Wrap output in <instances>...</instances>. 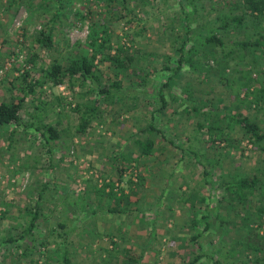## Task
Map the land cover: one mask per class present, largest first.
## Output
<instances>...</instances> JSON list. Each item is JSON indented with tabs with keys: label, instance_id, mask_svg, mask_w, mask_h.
Returning <instances> with one entry per match:
<instances>
[{
	"label": "rangeland",
	"instance_id": "374dc122",
	"mask_svg": "<svg viewBox=\"0 0 264 264\" xmlns=\"http://www.w3.org/2000/svg\"><path fill=\"white\" fill-rule=\"evenodd\" d=\"M117 1L67 0L57 16L52 0H0V102L25 96L22 125L0 128V264H192L198 245L229 264H264V254L259 262L238 245L249 231L242 219L249 206L231 202L222 186L239 177L264 179V152L229 119L242 114L264 129V107L257 109L240 87L248 72L264 82V53L233 47L223 59V49L214 47L206 59L190 50L191 27L198 24L215 28L228 45L237 38L220 19L222 12L236 11H211L207 0L193 2L199 10L193 22L186 19L193 0ZM77 11L87 19L81 21ZM94 17L106 18L115 49L129 48L135 56L121 75L110 62H96L101 85L121 81L124 95L99 97L93 83L66 79L55 87L46 79L55 62L68 64L85 44ZM51 26L54 42L47 46L39 39ZM249 29L251 34L252 24ZM182 47L193 61L184 58L178 70ZM217 59L228 61L226 81L215 70ZM140 72L148 82L143 93ZM25 77L40 83L35 93L23 94ZM186 97L225 115L220 124L233 143H212L208 118L191 113ZM96 100L95 119L79 131L76 106ZM32 123L53 126L60 138L46 145L37 131L25 128ZM150 123L164 136L148 132ZM147 139L155 141V151L143 156L136 142ZM190 146L213 160L209 181L217 190L206 182ZM9 238L17 241L5 243ZM196 264L216 263L204 258Z\"/></svg>",
	"mask_w": 264,
	"mask_h": 264
},
{
	"label": "trees",
	"instance_id": "16d2710c",
	"mask_svg": "<svg viewBox=\"0 0 264 264\" xmlns=\"http://www.w3.org/2000/svg\"><path fill=\"white\" fill-rule=\"evenodd\" d=\"M54 5L57 7L55 14L57 16L60 15L61 8L67 0H52ZM90 0H88L89 2ZM114 1L113 4L119 3L117 0ZM196 0H193L189 3L191 7L190 10L186 14V19L190 22H193L195 17H197L199 10L196 3H193ZM225 1V0H223ZM70 2V0H68ZM211 11L222 12L225 11L226 8H229L228 11H236V14H231V12H222L220 19L223 20L224 30H228L236 34L237 38L232 45L226 44L224 38L219 37L215 33V28L203 27L202 24H198L194 27H191V37L194 39V46L190 50L195 53L204 52V57L206 59L212 58L209 55L215 54V48L218 47L223 49V56L226 59L233 52V47H238L239 50H249L251 48H256L264 53V27H261L264 23V0H237V4L235 7H228L227 5L221 4L218 0H207L206 1ZM205 7H201L200 10H204ZM77 17L81 21H85L87 18L84 17L83 12L77 11ZM59 17H57L58 19ZM252 24L253 29H251L250 34V25ZM250 24V25H249ZM90 29L87 36V40L84 45L78 46L76 54L69 57L68 64L62 65L59 62H55L49 70L45 72L46 79L52 83L53 86H61L65 83V80L73 81L74 79L81 81L83 83H93L98 88L99 97L110 98L114 97L118 94L124 95V88L122 86L121 81L113 82L110 86L103 87L100 82V77L98 75L99 68L96 62L101 59V62H110L115 66L116 73L123 74L125 70L128 69V64L134 62L135 56H131L129 50L131 49L117 46L115 49L113 46V37L110 31V26L106 22V18L97 17L90 19ZM230 29V30H229ZM206 30V31H205ZM218 30V29H217ZM204 33V34H203ZM53 35L54 28L51 26L48 32H43L41 38L39 39L43 44L47 46H51L53 44ZM203 35V36H202ZM243 36V39H239ZM239 39V41H238ZM215 47V48H214ZM185 47H182L180 50L181 55L178 58V70L182 69L184 58L188 57L189 54L185 52ZM226 49V50H224ZM228 49V50H227ZM112 51H115V54H112ZM187 52H190L189 50ZM188 55V56H187ZM186 61H193L191 57H188ZM218 59L216 60V62ZM219 60L216 64L218 65L215 70H220L219 75L221 80L226 81V78L223 77L226 75L227 70V60ZM165 69H168L166 66ZM159 72V71H158ZM244 72V71H243ZM248 72V71H247ZM139 75V81L137 83V87L142 89V93L145 92V89L148 85L146 76L141 74ZM137 75V76H138ZM27 77L24 78V83L26 84V88L23 89V94L26 91H30L31 93H35L36 86L40 83H29L27 82ZM242 85L241 89L245 91L247 97L252 95L253 100L252 103L256 105L257 109H262L264 107V82L260 81L257 77H252V73L248 72L245 75L241 76ZM163 89V88H162ZM162 89L160 90L161 100L164 106L167 105V101L163 96ZM185 97V96H184ZM185 102L189 104L192 108L191 113L202 114L206 117L208 126L207 131L210 137V141L212 143L220 142L221 143H233V139L231 138V134L226 130V127H223V124L220 122H224L223 120L226 116L217 114L214 110L210 108H200L194 105L191 102L190 97L182 98ZM25 102V96L19 95L17 100L13 103L0 102V128H8L12 125H22V120L20 116V112L22 110L23 104ZM99 110V101L96 100L93 102L91 106L81 107L77 105L75 111L80 113V125L79 131L85 132L91 126L93 120L96 117V114ZM190 113V114H191ZM215 117H219V119H215ZM221 119V120H220ZM229 119L239 125L240 129L247 135L249 138H252L256 145L264 152V129L261 125L253 120H251L248 116H244L242 114L231 115ZM232 123V122H231ZM26 129L31 128L37 131L40 136L43 138L46 145L50 146L52 142L58 140L60 138L59 131L51 125H46L43 123L37 124L32 123L30 125H26ZM202 129V125H200ZM147 130L150 133H156L163 135V132L156 128L153 123H150L147 126ZM164 136V135H163ZM136 145L140 149V152L143 156H150L155 151V141L152 139H147L145 141L138 140ZM194 158L196 159L198 165L204 169L203 175L210 185L212 190H217L218 187H213V182L209 181L213 179L212 172L209 171V162L213 160L209 159L205 154H202L193 146L188 148ZM112 188L114 184L111 185ZM225 189L227 197L231 202H234L236 205L242 207L243 209L248 207L250 208V213L242 216V219L245 223H247V229L249 230L246 234V239L238 242V245H243L250 256L258 258L257 261H261L260 256L264 254V179L260 175H255L252 178H235L232 179L231 182H227V180H223V185ZM112 195H115L113 191H111ZM258 202V206H253V202ZM211 207V206H209ZM248 208V209H249ZM252 209V210H251ZM39 216V212L36 211L33 214V220L31 223L30 229L36 225V219ZM204 221L207 220V217L203 218ZM221 224L227 225L229 223L221 220ZM254 225H251V224ZM256 224V225H255ZM209 229V224H206V230ZM155 234V231L153 232ZM198 237L194 238V242H196ZM17 240L13 238H9L5 241V243H15ZM199 246V255L195 257L192 264L198 263L201 259L208 258V260L214 261L216 264H229L223 262V260H219L214 256L210 255L208 251H206L203 246ZM135 264H140L139 261L132 260Z\"/></svg>",
	"mask_w": 264,
	"mask_h": 264
}]
</instances>
